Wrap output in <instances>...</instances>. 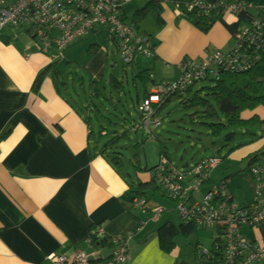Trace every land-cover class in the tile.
<instances>
[{
	"label": "crops",
	"instance_id": "1",
	"mask_svg": "<svg viewBox=\"0 0 264 264\" xmlns=\"http://www.w3.org/2000/svg\"><path fill=\"white\" fill-rule=\"evenodd\" d=\"M242 2L254 9L264 7V0ZM188 30L198 31L194 27ZM91 41L87 52L97 47V53L86 69L96 82L95 90L98 81L102 84L103 96L107 50ZM222 48L216 51L226 52ZM154 54L163 59L162 46H155ZM53 64L51 55L40 54L35 39L22 29L8 26L2 31L0 264H54L48 261L51 255L72 260L79 252L89 257V264H108L113 250L89 244L95 229L101 230L100 240L132 235L127 264H217L197 260L196 243H177V238L176 248L165 253L152 223L146 222L143 230L147 232L142 234V230L133 238L139 221L145 223L134 213L138 209L131 203L133 184L96 141L93 121H88L92 113L67 94L68 84L61 80L57 66L58 75L49 69ZM136 68L134 65L135 75L141 70ZM154 91L147 88L149 95ZM258 113L264 119V109ZM107 133L99 134V139Z\"/></svg>",
	"mask_w": 264,
	"mask_h": 264
},
{
	"label": "rangeland",
	"instance_id": "2",
	"mask_svg": "<svg viewBox=\"0 0 264 264\" xmlns=\"http://www.w3.org/2000/svg\"><path fill=\"white\" fill-rule=\"evenodd\" d=\"M143 5L144 3L138 4L139 7ZM163 17L166 25L155 40L156 46H162L163 59L155 58L154 55L150 58L140 56L135 60V69H137V65L141 70H151L153 83L148 87L150 90H155L158 85L175 81L180 75L179 67L184 60L200 62L220 46L224 47L222 50L226 52L233 49V40L219 22L214 24L207 33L199 30L189 31L188 28L193 27L191 23L184 19L177 20L174 14V6L169 3L164 4ZM225 21L231 24L237 20L235 16L229 15ZM244 27L245 25L241 24V30ZM94 34L77 41L62 53H53L51 57L62 73L63 79L61 80L68 84L67 94L85 106L87 104L91 106L94 103L95 107H98V110L91 114L93 117L92 129L101 148L114 137H119L109 153L113 152L121 159L124 164V169L121 171L129 176V184H136L133 170L128 166L129 162L143 169H152L163 158L160 154L161 150L165 152L166 159L181 172L191 170L202 160L221 158L224 162H221L220 166L212 172V182L217 184L229 180L228 189L230 192L228 193L231 194L234 202L238 205L251 204L253 180L248 171V166L254 157L253 154L264 149L262 134L250 135L244 128H232L226 129L219 136H212L206 127L199 124L200 119L194 116L201 109H183L180 102L184 98L178 97H172L169 103L156 110L155 116L150 119V125L147 126L134 109L137 94L138 92L141 94L142 89L138 82L133 81L135 76L133 67L124 65L117 54V45L111 41L108 42L105 29L97 28ZM90 41L99 47L101 46L102 51L107 50L105 72L103 73V84L105 85V90L102 91L103 97L96 98L95 94L89 91V86L92 83L86 65L89 60L94 58L93 54H88V48H86L87 45H90ZM81 44L86 45L84 48H79ZM111 78L121 82L125 88V93L119 97L116 95L117 90L115 88V90L111 89L112 92L109 94ZM61 80H59L60 83ZM97 86L99 91L104 89L99 81ZM212 86L211 82H200L192 88L190 93L186 94V97L190 100L201 89ZM200 95V98L204 97L203 94ZM111 97L115 109L110 106ZM192 116H194V123L191 121ZM100 128L110 135L99 139ZM230 134L234 135V140L226 143L224 138ZM210 187L211 185L203 186L196 195V199L201 201L202 195L206 194ZM189 188L190 185L186 183V189L189 190ZM146 198L148 200L147 208L166 211V214H163L165 218L161 223L155 224V227L163 225L168 220L176 226L181 224L179 216L174 212V204L165 198L161 192L154 194L146 191ZM134 213L141 220L151 223L152 217L144 216L142 210H134ZM143 231L134 234L133 238L140 236ZM146 232L147 230L142 234ZM214 237H216L214 232L199 230L196 235L189 239H184L179 234L176 242L184 244L199 242L200 249L204 251L212 248Z\"/></svg>",
	"mask_w": 264,
	"mask_h": 264
},
{
	"label": "built area",
	"instance_id": "3",
	"mask_svg": "<svg viewBox=\"0 0 264 264\" xmlns=\"http://www.w3.org/2000/svg\"><path fill=\"white\" fill-rule=\"evenodd\" d=\"M142 1L150 0H0V35L8 26L22 29L35 39L37 51L49 56L64 52L92 31L103 27L107 29L112 43L117 45L123 60L128 63L134 55L149 57L151 54V46L146 38L135 37L129 27L120 23L118 18L123 7ZM185 7L189 12L193 9H205L209 12L220 9L224 19L248 9L255 13V17L240 32L239 41L230 52H213L200 62L183 61L179 67L181 74L176 81L170 85L157 86L150 97L138 103L137 109L147 126L150 125L154 112L153 106L161 104L164 96L183 93L202 82L206 75H217L218 68L239 71L242 67L246 71L250 61L245 55V47L255 44L258 49L264 50V7L254 9L244 2L231 4L208 0H196ZM174 14L176 17L183 15L178 6L174 7ZM219 164L220 160L217 158L206 159L191 170L181 172L166 158H162L155 180L167 196L180 199L177 213L183 224H196L199 229L214 232L222 238V264H264V238L258 229L264 222V161L261 168L253 170L254 195L249 206L232 202L233 198L225 191L224 186L217 185H211L210 191L201 201L189 198L187 191L194 195L203 184L209 185L211 173ZM186 183L190 185L189 190L186 189ZM230 200L232 203H229ZM183 201H189V208H186V202ZM145 205L144 201L138 200L133 206L142 209ZM158 220L157 215L153 221ZM246 228L253 231L252 235L241 232ZM94 239H101L100 229L94 230L89 244L92 245ZM131 239L132 235L114 239L116 250L108 264L127 263ZM203 254L207 255L208 251L204 250ZM48 261L54 264H89V257L79 252L72 260L51 255Z\"/></svg>",
	"mask_w": 264,
	"mask_h": 264
},
{
	"label": "trees",
	"instance_id": "4",
	"mask_svg": "<svg viewBox=\"0 0 264 264\" xmlns=\"http://www.w3.org/2000/svg\"><path fill=\"white\" fill-rule=\"evenodd\" d=\"M194 1L196 0H150L147 2L142 1L123 7L118 18L120 23L129 27V30L133 32L135 37L146 38V40L148 41V43H150L151 46V54L148 57L150 58L151 56L154 57L155 55L154 54L155 46H156L155 40L158 37V35L162 32L163 28L165 27V21L163 18L164 4L169 3L174 7L178 6L183 15L180 17H176V19L177 20L184 19L189 21L195 29L203 33L209 32L214 26V24L218 22L221 23L224 26L226 32L233 40L235 46L239 41L240 32L246 26H248L251 20L255 17L254 12H250L248 9H245L242 12L233 15L236 17L237 21L229 24L222 17V12H221L222 10L220 9H218L217 11L211 10L210 12L206 11L205 9H193L191 12H189L185 6L186 4H190ZM219 1H223V3H231V4H238L242 2V0H218L216 2ZM139 3H144V5L142 7H139L138 6ZM241 24L245 25V27L242 30L240 28ZM103 29L107 31L106 28ZM95 31L96 30L92 31L90 34H94ZM89 35H87V37ZM107 38H108V42L111 41V39L108 37V33H107ZM245 48H246L245 55L250 61L249 62L250 66L248 70L243 71L242 67H240L239 71L235 69L228 70L227 68H220V69L218 68L217 75L208 74L206 75V78L202 81V82H211L213 84L211 88L201 89V91L195 94L190 100L188 99V97H186V94L190 93L192 91V88L196 84L186 89L183 93L166 95L163 98H161L163 99L162 100L163 103L160 104V106L158 105L157 108L156 106L153 108L154 112L152 117L155 116L156 110L162 108L164 104L169 103L172 97H178L181 99L184 98L180 102L181 107L183 109H189V108L201 109V111L195 113L194 116L200 119L201 122L199 124L206 127L207 130L211 132L212 136H219L226 129L244 128L250 135L261 133L262 140L264 141V119H262L258 113L259 110L264 109V50L258 49V47L255 46V44H252ZM96 53H97V47H91L88 51V54L94 55ZM117 54L120 56L125 66H132V67L135 65V60L137 57L144 56V55H134L132 60L126 63L123 60L121 54L119 52H117ZM55 67H56V62L55 64L51 65L49 69L53 71L56 75H58L57 72L55 71ZM42 77L43 76H40L37 80V87L35 92L39 90ZM133 81L138 82L142 89V93H141L142 95H137V98L134 102V109L136 113L139 115V117L143 119L142 118L143 116H141V114L137 109V105L139 102L143 101L147 97H150V95L147 92V88L151 83H153L151 70L150 69L140 70L134 76ZM173 82H167L165 84L170 85ZM91 83L92 84H90L89 86L90 93H94L96 98L103 97L100 91L94 89L96 82L91 81ZM165 84H161L158 86H163ZM109 88L111 89L115 88L117 90L116 95H118V97L122 93H125V88L123 87V84L121 82H118L114 78H111ZM200 94H203L204 97L200 98L201 97ZM110 101H111L110 106L115 109V106L113 104L114 101L112 97ZM85 107L87 108L86 110H88L93 114L95 110L96 111L98 110V107H95L94 103H92L91 106L87 104V106ZM194 116L191 117L192 122ZM89 120L90 122H92L93 117H88V121ZM106 120L109 121L107 118ZM102 132H105V130L101 128L99 134H101ZM108 135H110V133H107V136ZM118 138L119 137L116 136L114 137L113 140L107 143L104 146V151L110 152L114 143L117 142ZM233 140H234V135L231 134L225 136L224 138V141L226 143L232 142ZM263 152L264 149H262V151L259 153L253 154L254 157L248 166V171L253 180V190L255 185L254 184L255 177L253 175V170L262 167L261 164L264 161ZM160 154L162 155L163 158H166L165 152L163 150L160 151ZM109 155L111 157V163L116 167V169H120V170L124 169L123 168L124 164L122 163L121 159L118 158L117 154L111 152L108 154V156ZM217 159L220 160V164L221 162H224V160L221 158H217ZM158 165L152 169H147V168L143 169L139 166H135L132 162H129L128 166L133 170V173L136 176V180H137L136 184H133V186L130 189L131 203L132 205H134L135 201L138 200L144 201L146 203V205L140 210H142L145 214L147 213L150 217H152L150 222L154 223V225H152L153 226L152 229H156L155 231L161 249L165 253H171L176 248L175 239L179 234L183 238L188 239L191 236L196 235L197 232L202 229H199L196 224H188V225L183 224L180 217L179 219L181 221V224L178 226H176L174 223L168 220L163 225L161 226L158 225L155 227V224L157 225L161 223L162 220L165 218L163 214H166V211L165 210L156 211V209L152 210L147 208L148 200L146 198V191H150L151 193L154 194L155 192H161L165 198H167L169 201H171L174 204L175 213L178 212L177 205L180 202V199H176L175 197L170 195L167 196L164 193V191L161 189L159 184L156 182L155 175L158 169ZM195 166H197V164ZM228 184H229V180L221 181L216 184L212 182L211 178L209 183V185L224 186L225 191L230 192V190L228 189L229 188ZM205 185H207V183L203 184V186ZM202 187L199 189V191L202 189ZM187 193L190 196V197L188 196L189 198L196 199V195L199 192L194 195L190 194L188 191ZM229 195L231 196V194ZM253 195L254 192L252 194V201H253ZM185 202L186 201H183V203ZM188 202L189 201L185 203V205H187L186 208H189ZM232 202H234V199ZM232 202L231 200L229 201V203ZM249 205H240V206H249ZM157 215L159 216V220L157 222H154L153 220ZM177 215L179 216V213H177ZM139 222L140 223L138 230L144 229L147 223L141 221ZM258 229L262 237L264 238V222L261 224L260 227H258ZM138 230L137 233L139 232ZM241 232L249 235H252L253 233V231L249 228L242 229ZM113 241L114 240L110 241L107 239L96 241L94 239L92 242V246H94L96 249H105V248L112 249L114 254L116 250V245L113 243ZM212 241H213L212 248L210 250H207L208 251L207 255L203 254V251L200 249L198 243L193 245L194 255L196 259L199 261H209L217 264H222L221 260L224 249L223 240L221 237L216 235V237H214ZM112 259H113V255L109 261H111Z\"/></svg>",
	"mask_w": 264,
	"mask_h": 264
},
{
	"label": "clouds",
	"instance_id": "5",
	"mask_svg": "<svg viewBox=\"0 0 264 264\" xmlns=\"http://www.w3.org/2000/svg\"><path fill=\"white\" fill-rule=\"evenodd\" d=\"M214 52H215V51H214ZM184 61H185V60H184ZM147 98H148V97H147ZM147 98H146V99H147ZM162 103H163V101H162ZM162 103H161V104H162ZM158 105H160V104H158ZM158 105H154L153 108H154L155 106H158ZM141 116H142V115H141ZM142 118H143V117H142ZM152 118H153V117H152ZM142 120H144V119H142ZM169 163H170V162H169ZM207 232H208V231H207Z\"/></svg>",
	"mask_w": 264,
	"mask_h": 264
},
{
	"label": "water",
	"instance_id": "6",
	"mask_svg": "<svg viewBox=\"0 0 264 264\" xmlns=\"http://www.w3.org/2000/svg\"><path fill=\"white\" fill-rule=\"evenodd\" d=\"M105 135H106V134H105ZM105 135H104V136H105Z\"/></svg>",
	"mask_w": 264,
	"mask_h": 264
}]
</instances>
